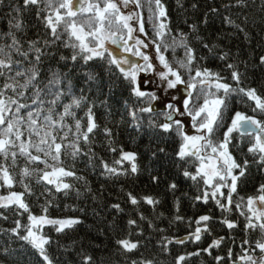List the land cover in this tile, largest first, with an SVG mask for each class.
Returning <instances> with one entry per match:
<instances>
[{"label": "trees", "instance_id": "trees-1", "mask_svg": "<svg viewBox=\"0 0 264 264\" xmlns=\"http://www.w3.org/2000/svg\"><path fill=\"white\" fill-rule=\"evenodd\" d=\"M129 1L131 2L127 4H133L134 10L132 19L128 22L129 25L133 30L138 27L140 32V22L143 21L145 32H140V36L144 43L148 47L154 45L152 41L160 44L161 52L173 68L177 67L178 60L185 58L184 48L180 47L179 43L181 35H187L188 43L195 49L196 54V59L190 66L191 75H194L197 69L202 71L207 68L212 73L219 74L222 78L221 82L228 83L233 88H255L257 94L264 97V63L260 62V57L264 56V0H241V2L238 0H161L167 15L159 19L154 0H152L151 13L149 0H139L140 7L136 6L135 0ZM86 2L95 3L96 0H86ZM21 3L22 0L0 2V45L11 42L3 34L9 30V14L16 15L12 12V8ZM121 6L124 7L122 0ZM213 8L217 11L213 12ZM150 15L151 19H149ZM22 17L24 32L16 33L22 43L28 39H39L43 46L44 39H51L47 35L43 22L36 18L32 8L23 11ZM225 17H230L234 24L226 23ZM78 22L85 23L87 30L85 20H78ZM161 22L166 25L163 30L159 29ZM193 24L197 27L196 32H193L190 27ZM235 25H239V28ZM116 27L117 25L114 24L113 28L109 29L106 24L105 32L113 31ZM118 27L120 30L117 36L125 37L128 34L127 29L122 25ZM157 31L163 32L162 37L156 35ZM196 36L202 37V41L197 40ZM67 39V36L63 37L64 41ZM204 43L209 45L211 51L203 47ZM166 47L167 51H165ZM51 50L57 52V58L61 54L66 57L72 54V50L65 48L59 41L52 46ZM45 51L48 49L45 48ZM153 51L156 55L155 45ZM225 53L227 57L221 59L220 57ZM109 60L110 57L106 52L103 60L91 61L90 67H85L76 73L80 83H83V72H99L103 78V88L102 91L92 88L85 93L90 100L95 101L93 112L98 125L94 133L90 134V143H85L81 139L79 141L81 151L75 157L70 154L71 148H63L61 162L56 164L57 167H64L76 173V177H61L59 181L71 184L72 188L58 192L55 184H47L39 180L42 173L36 171L24 181L29 184L33 193L29 195L20 182V169L25 161L18 157V166L9 169L16 181L14 187L9 189L0 180V196H7L12 191L23 192L25 193L24 201L29 205L32 215L38 217L46 215L50 219L74 218L81 221L60 233L56 232L55 226H41L39 234L50 238V244L46 245V250L53 264H84L85 256L92 257L91 264H133V261L137 264H143L145 261H151L152 264H178L180 256L185 259L179 261V264H233L235 262L249 264L247 260H241V257L245 256H252L253 259L259 260L264 254L256 248V242L258 240L264 242V232H261L258 227L255 230L245 227L247 217L250 216L247 206L248 197L264 194L258 191L260 186L264 185V166L257 163L260 154L248 152V148L255 144V135H242L238 131H233L230 135L231 155L242 168L244 161H248L247 168L244 169L245 174L237 180L236 192L232 194L230 208L221 209L211 195L207 203L203 199L196 200L195 198L202 197L205 191L211 194L214 190L213 187L204 183L203 177L198 176L197 180L193 181L183 176L184 170L195 174L199 166L197 157L188 156L180 160L176 156L182 140L175 131L162 135L158 129L149 126L150 121H154L157 125L163 123L165 113L161 110L139 112L140 107L152 106L154 101L149 103L147 97L137 99L130 96L128 82L123 79L122 73L115 65L109 64ZM50 63L54 68L58 67L54 60ZM228 64H234L236 70L240 72V85L232 80L233 69H229ZM24 67H27V64ZM180 72L185 82H189V71L180 69ZM210 80L214 81L215 76ZM186 83L181 85L186 87ZM2 84L3 80L0 79V86ZM85 88H87L86 85ZM76 91L79 94V87ZM215 91L214 87L198 84L193 93L190 108L198 107L203 103L204 93ZM146 93L151 92L147 89ZM217 94L223 95L222 91ZM30 95L31 91L26 94L22 102L31 104V100L28 99ZM196 97H199V100ZM101 100H107V104L101 103ZM226 105L222 110L223 126L217 128L212 135L213 145L223 141L226 127L230 126L231 117L237 111L264 122V112L259 109L253 111L255 102L242 93H231L226 99ZM47 107L48 105L45 104L44 108L47 109ZM134 109L137 110L136 120H133L130 115V111ZM56 111L62 112V107L57 108ZM74 111L76 117L81 119L82 130H84L87 109L82 107ZM54 118L58 119V116L54 115ZM65 124L74 125L73 118L67 117ZM105 127L111 129V136L104 134ZM65 131L67 128L58 132L57 142H60L59 137ZM74 139L73 127L68 140L64 143L68 144ZM158 146L164 147L165 153H159L154 157L153 152H156ZM112 147H115L117 151L112 152ZM121 148L137 154L136 162L139 168L137 173L130 172V164L127 161L123 162V167L114 163L115 160L120 159ZM105 162L122 173L127 170V174L106 173L103 168ZM49 163L56 162L49 160ZM30 167L43 169L44 165ZM47 170L51 171V169ZM233 171L238 175L241 169ZM152 175L159 176V181L153 182ZM77 177L83 179H77ZM171 183L177 185L174 192L169 189ZM212 183L216 184L215 181ZM229 190V187L222 189L225 197ZM129 192L140 200L138 206H133L128 201L127 193ZM145 196H151L160 203L153 208L143 201L142 198ZM225 197L217 196V199L227 205ZM115 203H119L122 210L114 209L112 205ZM237 204L239 208L236 207ZM44 208H47L46 213ZM18 211L22 215H18ZM141 213L146 219H140ZM28 215L29 213L18 210L16 206L0 207V264H45L37 250L6 231L15 227L16 219H19L22 225H28ZM202 215L210 216L211 219L198 225L196 221ZM129 219H135L136 225H129ZM226 220L233 222L236 226L229 229L225 223ZM149 221L152 226H149ZM253 222L256 223L255 220ZM204 223H207L209 230L207 232L202 230L201 239L196 241L193 235L195 229L198 226L203 229ZM23 234L22 228L21 235ZM122 239L138 242V248L131 252L125 251L117 244V241ZM215 240L221 241L219 246L209 247ZM245 240L248 243H244ZM204 249L209 250L204 251ZM217 257L221 259L217 260Z\"/></svg>", "mask_w": 264, "mask_h": 264}, {"label": "snow or ice", "instance_id": "snow-or-ice-1", "mask_svg": "<svg viewBox=\"0 0 264 264\" xmlns=\"http://www.w3.org/2000/svg\"><path fill=\"white\" fill-rule=\"evenodd\" d=\"M128 2L129 0H123L125 5ZM238 2H241V0H238ZM135 3L137 7H140L139 0H135ZM154 3L155 8L158 10L157 18L166 17L167 13L161 0H154ZM29 8H32L36 18L43 22L47 35L51 38L44 39L43 46L39 39H28L22 43L21 39L16 35L17 32H24L22 13ZM149 11L150 13L152 12V0H149ZM212 11L215 12L217 9L213 8ZM12 12L16 15L9 14V30L3 34L11 42L0 45V79L3 80V84L0 86V158H2V162H0V180L9 189L14 187L16 181L9 169L18 166L19 157L25 161L24 166L20 169V182L23 184L25 192L29 195L33 193L29 184L24 183V181L36 171L42 173L39 176V180L47 184H55L58 192L66 191L71 189L72 185L66 182H59L60 178L76 177V173L64 167H57L56 164L61 162L63 148H71L70 154L75 157L81 151L79 144L81 139L85 143H90V134L94 133L98 125L93 112L95 101L90 100L85 93L92 88L101 91L103 88V78L99 72H83V83H80V78L77 77L76 73L85 67H90L89 62L91 61L103 60L107 52L110 57L109 64L115 65L122 73L123 79L128 82L130 96H134L137 99L147 97L150 103L152 100H156L157 97L153 93H146L142 90L137 80V73L141 70H154V66L150 57L142 53L139 48L136 49L134 55L142 57L145 64L143 66L130 65L128 70L123 67V64L128 63L127 60L117 59L115 55L108 52L105 47V42L108 40L112 44L123 47L125 51H130L127 47V41H124L122 45L119 43L123 39V37L117 36V32L120 30L119 25L127 29L129 39H131L133 32L132 27L128 23L131 17L121 13L118 4L114 0H96L95 3L86 2V0H22L20 5L12 8ZM149 19H151V15ZM78 20L86 21L87 30L85 23H79ZM225 21L230 25L234 24L230 17H225ZM106 24L109 29L113 28L114 24L117 27L115 30L106 33ZM235 26L239 28V25ZM190 27L193 32L197 31L195 24ZM165 28L166 25L161 22L159 29L163 30ZM240 30L243 31V29ZM139 31L141 33L145 32L143 21L140 22ZM156 35L162 37L163 32L157 31ZM65 36L68 38L66 41L63 40ZM195 38L202 41V37L196 36ZM58 41L62 42L65 48L72 50L70 56L66 57L61 54L57 58V52L51 49ZM25 43L27 44L26 49ZM152 43L155 45L156 58L159 60L160 65L163 66V69H165V71L159 73L161 80L167 81L168 88H176L177 85L186 83L180 69H187L189 71V82L186 83V88L191 91H188L187 98L183 100L182 112L169 103L166 107L171 111L166 114L165 122L157 125L154 121H150L149 126L153 129H158L162 135L171 134L175 131L176 135L182 140L176 156L180 160H184L188 156H194L200 161L195 174L184 170L183 176L193 181H196L198 176L206 178L204 183L213 187L214 190L211 194L205 191L202 197L197 196L195 199H203L207 203L209 195H211L221 209L228 210L232 204V194L236 192L237 180L245 174L244 169L248 165V161L245 160L242 168L229 152L230 135L233 131H240L242 135L255 133V144L248 148V152H258L260 156L257 163L264 166V135H262L264 134V122L237 111L231 117L230 126L226 127L221 143L213 145L212 135L217 128L223 126L222 110L227 106L226 99L231 93L239 92L244 94L249 100L255 102L253 111L259 109L261 112H264V97L258 95L255 88H233L232 85L221 82L222 78L219 74L212 73L207 68L202 71L197 69L195 74L191 75L192 69L190 66L195 61L196 54L195 49L188 43L187 35H181L179 46L184 48L185 58L176 62V68H173L161 52L160 44H156L155 41H152ZM173 43L175 44V39ZM136 44L143 45L145 48L148 47L144 41L139 39L136 40ZM203 47L209 48V45L204 43ZM45 48L48 51H45ZM165 51H167V47ZM209 51H211L210 48ZM226 57L227 53L220 58L225 59ZM52 60L55 61L58 67L54 68L51 65L50 61ZM260 62L264 63V56L260 57ZM25 64H27V67H24ZM227 67L233 69L231 78L237 85H240L241 74L236 70V66L228 64ZM64 69L69 70L65 71ZM213 76H215L214 81L210 80ZM169 77H174V79H169ZM21 80H23L22 83ZM198 84L214 87L216 91L204 93L203 103L199 104L198 107L190 108L189 105L192 103L193 93L197 89ZM85 85L87 88H85ZM78 87L79 94L76 91ZM29 91H31V95L28 99L31 100V104L22 102ZM201 91L203 92V88H201ZM221 91L223 93L222 96L217 94ZM46 97L51 98L45 99ZM196 99L199 100V97H196ZM64 101L68 102L65 103ZM101 103L107 104V100H101ZM45 104L48 105L47 109L44 108ZM60 107H62V112L57 113L56 109ZM82 107L87 109L85 112L86 128L84 130H82L81 119L76 117V112L74 111V109H81ZM138 111L141 113L152 112L153 108L151 106L140 107ZM174 112L181 115L187 113L191 117L192 127L196 130L197 135H189L185 132L181 121L174 119L172 114ZM54 115L58 116V119H55ZM130 115L133 120H136L137 110L130 111ZM67 117L73 118L74 125L65 124ZM174 125L175 128L173 127ZM73 127L75 129V139L65 144L64 141L68 140V135L72 132ZM65 128H67V131L59 137L60 142H57L58 132ZM103 131L106 136H111L112 134L111 129L107 127ZM25 132H27V137H25ZM34 137L35 139H33ZM204 145L210 147L212 153L218 154L215 159L201 155L200 149ZM111 151L116 152L117 149L112 147ZM120 153V159L115 160L114 163L123 167V162L127 161L130 164V172L133 174L137 173L139 170L136 162L137 154L131 151H124L122 148ZM159 153H165V148L158 146L156 152H153V156L155 157ZM206 159L210 162L205 163ZM49 160L56 163L50 164ZM40 164L44 165L43 169L30 167ZM103 168L108 174H127V170L122 173L116 167L109 166L106 162L103 163ZM47 169H51V171ZM234 169H241V171L236 175L234 174ZM217 178L220 183L213 185V180ZM77 179L83 178L77 177ZM151 179L153 182H158L159 176L152 175ZM225 187L230 189L226 197L222 191ZM169 189L174 192L177 189L176 183H171ZM258 191L264 193V185H261ZM24 195L25 193L23 192L12 191L7 196H0V207L9 208L16 206L18 210L29 213L27 217L28 225H22L21 221L16 219L14 221L15 227L6 231L11 232L13 236L25 241L33 249L37 250L45 264H53L46 250V245L50 244V238L39 234L41 226H55L56 232L60 233L81 221L74 218L50 219L46 215L39 217L32 215L29 205L24 201ZM127 196L131 205H139L140 200L131 192L127 193ZM217 196L225 197L227 205L222 204L220 199H217ZM142 199L153 208L160 203L159 200L151 196H145ZM257 201L264 205V194L258 197H248L247 199L248 212L251 215L247 217L245 227L252 230L258 227L261 232H264V208H254L253 205ZM112 207L116 210H122L119 203L113 204ZM236 207L239 208V204ZM44 211L46 213L47 208H44ZM241 214L243 215V213ZM18 215H22V213L18 211ZM4 219H7V217H4ZM140 219L144 220L146 217L141 213ZM177 219H180V217H177ZM210 219V216L202 215L196 223L200 225ZM136 223L135 219L128 220L129 225H136ZM225 223L229 229L236 226L231 221L226 220ZM149 226H152L150 221ZM22 228L24 230L23 235H21ZM202 230L205 232L209 230L207 223H204L203 229L199 226L195 229L193 235L196 241L201 239L200 233ZM220 242V240H215L209 247H218ZM244 243H248V241L245 240ZM117 244L127 252L138 248V242H131L127 239L118 240ZM256 248L264 254V242L258 240ZM208 250L204 249V251ZM195 254L198 255V253ZM184 259L183 256L178 257V264L179 261ZM216 259L219 260L221 258L217 257ZM241 259H246L249 264H264V255L259 260L253 259L252 256L241 257ZM91 262V256L84 257V264H91ZM133 264H137V262L133 261ZM143 264H152V262L145 261Z\"/></svg>", "mask_w": 264, "mask_h": 264}, {"label": "rangeland", "instance_id": "rangeland-1", "mask_svg": "<svg viewBox=\"0 0 264 264\" xmlns=\"http://www.w3.org/2000/svg\"><path fill=\"white\" fill-rule=\"evenodd\" d=\"M123 1V0H122ZM120 8L121 13H123L126 16H130L132 19V14L134 10L132 9L133 4H127L124 7L121 6V0H114ZM131 2V1H129ZM128 2V3H129ZM128 9V10H126ZM126 10V11H125ZM132 22V20H131ZM128 33V32H127ZM122 37V36H121ZM142 40L140 36V32H138V27H135L131 34V39H129L128 34L123 37L122 40H120V44L122 45L124 41H127V47L130 49V51H125L123 47L118 46L117 44H112L110 40L105 42V47L108 49V52H111L113 55L117 57V59L121 60H127L128 63L123 64V67L128 70L130 65H141L143 66L145 64V61L142 59V57L134 55L137 48L139 50L148 55L151 60V63L154 66V70H141L137 73V80L138 83L141 85V88L143 91H150L151 93L155 94L157 97L156 100H153L152 108L153 110H161L165 114L163 115V119L165 122V116L168 112L171 110L166 107L167 104L171 103L175 108L180 109L181 112L183 111V100L187 98V93L190 89H187L186 87L182 85H177L176 88H168L167 81L161 80L159 73L161 71H165L163 69V66L160 65L159 60L156 58L155 52L153 51L154 45L152 47H143V45H137L136 40ZM154 58V59H152ZM169 79H174V77H169ZM191 107V104L189 105ZM174 115V119H179L181 121V124L183 126V129L185 132H187L189 135H197L196 130L192 127V121L191 117L188 116L187 113L180 114V113H172ZM175 127V125L173 126ZM203 144V142H201ZM209 148V149H208ZM208 151V152H207ZM201 155L207 157H212L213 159L216 158L218 154H214L211 151L210 147H207V145H204L200 149ZM199 161V160H198ZM207 159L205 160V163H208ZM200 164V161H199ZM206 179V178H204ZM216 183H220V181L217 179H214ZM254 208H264V205H261L259 201H257L254 205ZM251 215V213H250ZM246 260V259H241Z\"/></svg>", "mask_w": 264, "mask_h": 264}, {"label": "water", "instance_id": "water-1", "mask_svg": "<svg viewBox=\"0 0 264 264\" xmlns=\"http://www.w3.org/2000/svg\"><path fill=\"white\" fill-rule=\"evenodd\" d=\"M173 117H174V115H173ZM239 133H241L240 131H238ZM252 134H255V133H252ZM234 264H239L238 262H235Z\"/></svg>", "mask_w": 264, "mask_h": 264}]
</instances>
